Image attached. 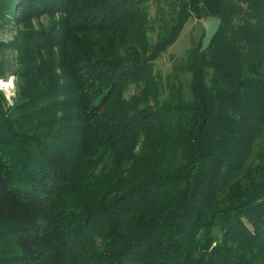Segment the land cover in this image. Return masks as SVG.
Instances as JSON below:
<instances>
[{"label":"trees","instance_id":"obj_1","mask_svg":"<svg viewBox=\"0 0 264 264\" xmlns=\"http://www.w3.org/2000/svg\"><path fill=\"white\" fill-rule=\"evenodd\" d=\"M36 3L65 16L30 38L53 81L27 107L51 116L19 130L0 103V264H264V0ZM209 17L164 81L155 60Z\"/></svg>","mask_w":264,"mask_h":264},{"label":"rangeland","instance_id":"obj_2","mask_svg":"<svg viewBox=\"0 0 264 264\" xmlns=\"http://www.w3.org/2000/svg\"><path fill=\"white\" fill-rule=\"evenodd\" d=\"M36 1L0 0V103L3 109L15 115L19 130L27 129L29 122L34 124L41 115L43 118L51 116L46 114L47 111H42L43 104L36 106L37 103L33 102L30 107H27L28 99L37 95L36 93L43 87V85L40 86L39 72L46 74L48 83L53 81L50 75L52 55L43 45H35L30 38L35 37L37 33L45 34L65 16L64 13L56 12L55 8L59 7H54V3L46 7L43 4L37 5ZM149 8L150 17L155 18L156 7L152 1L149 2ZM205 22L206 19L190 18L176 42L155 60L154 70L160 73L164 81L188 61L189 50L195 49L200 43L202 46ZM150 35L153 40L156 38V34L150 33ZM50 47L55 56L62 55L59 47L56 45H50ZM40 54L50 58L42 62L41 69L38 71L34 66L40 65V61L34 63L40 58ZM52 66L57 68V63H53ZM57 73H61L60 70H57ZM190 78V73L179 70V79L184 83L187 92L189 91L187 82ZM138 90L140 87L132 85L126 96L129 97ZM151 103L154 101L151 100ZM59 121L56 122L57 126L60 124ZM45 132L54 133L55 130L45 129ZM258 141V147L264 149V135ZM198 255L197 257L200 258L202 254Z\"/></svg>","mask_w":264,"mask_h":264},{"label":"water","instance_id":"obj_3","mask_svg":"<svg viewBox=\"0 0 264 264\" xmlns=\"http://www.w3.org/2000/svg\"><path fill=\"white\" fill-rule=\"evenodd\" d=\"M221 25V21L216 17H209L205 22V35L202 39L201 51L206 50L211 45L215 35Z\"/></svg>","mask_w":264,"mask_h":264}]
</instances>
